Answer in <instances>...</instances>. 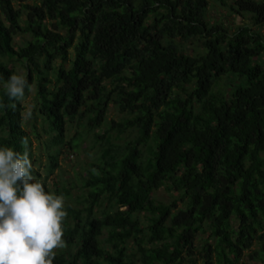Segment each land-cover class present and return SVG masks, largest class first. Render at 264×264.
Masks as SVG:
<instances>
[{"label":"trees","instance_id":"16d2710c","mask_svg":"<svg viewBox=\"0 0 264 264\" xmlns=\"http://www.w3.org/2000/svg\"><path fill=\"white\" fill-rule=\"evenodd\" d=\"M27 1L0 0V76L30 85L21 101L0 86V146L26 147L32 162L22 117L32 88L50 136L46 177L34 170L46 192L81 140L67 142L66 125L82 121L101 142L82 208L65 206L53 264H264V0H235L249 19L231 32L207 23V0ZM17 35L30 39L16 50ZM192 38L203 55L175 44ZM224 77L240 83L215 92ZM110 104L124 118L107 121ZM161 189L181 206L157 203Z\"/></svg>","mask_w":264,"mask_h":264},{"label":"clouds","instance_id":"9594fccd","mask_svg":"<svg viewBox=\"0 0 264 264\" xmlns=\"http://www.w3.org/2000/svg\"><path fill=\"white\" fill-rule=\"evenodd\" d=\"M0 86L10 101L23 100L30 87L25 74H12L7 80L0 76ZM0 107L6 105L0 102ZM31 115L29 106L24 118ZM66 216L64 197L45 191L27 148L18 152L0 146V264H53L54 250L65 247Z\"/></svg>","mask_w":264,"mask_h":264},{"label":"rangeland","instance_id":"374dc122","mask_svg":"<svg viewBox=\"0 0 264 264\" xmlns=\"http://www.w3.org/2000/svg\"><path fill=\"white\" fill-rule=\"evenodd\" d=\"M37 2H39V0H29L26 2V4L33 5ZM207 2L208 7L205 11V19L210 26L215 23L222 24L225 29L231 32L234 31L237 27L244 25L246 22H248V16H246L245 19L240 20L239 17L231 11L235 0H207ZM13 4L15 7H17L16 2H14ZM29 39V36L17 35L13 41L14 48L16 50L19 49ZM175 44L178 46L179 50L185 55L199 57L205 53L204 42L196 38H192L187 41L175 40ZM260 62L262 65H264V55L261 58ZM58 65L59 62L55 63V67H57ZM69 67L70 65L67 63L65 65V68L69 69ZM238 83H240V81L237 80L236 77H224L221 81L217 83L215 92H229ZM125 84L126 83L123 82L121 84V87H125ZM108 85L109 90L112 91L114 86H111L110 83H108ZM34 96V88H32L28 98L22 102V105L25 109L22 114V117L24 119L25 130L29 134H32V166L34 170L37 171L44 179L47 174V168L50 164L47 155L50 136L48 135L47 123L43 121V119L38 115L36 111V102ZM29 106H32V112L34 111V115L32 114L29 119H25L24 114ZM122 118H124V116L118 111V108L115 105L110 104L106 120L119 121ZM65 131V137L67 142L71 143L72 139L76 135H79L78 137H80L81 140L75 150L70 151L67 148H65V150L63 149L64 152L59 157V169L55 170L54 174L48 177L46 183L50 193H54L55 195H62L64 197L65 206L71 207L73 209H81L83 196L85 194V191L82 187L83 178L86 176L89 165L94 161V158L97 156V154H99L101 142H98L97 144L93 143V133H98V131L87 135L83 131L82 121L79 122L78 125H66ZM33 133H35L36 136L33 135ZM134 135L135 133L131 132L124 135L122 142L133 138ZM54 152H57V150H51V153ZM65 190L69 191L68 197H66L64 194ZM153 198L157 203L166 206L175 207V205H177L178 208L181 206V203L177 199V195L173 194L171 191H167L166 189H161L157 191L153 195ZM148 217V215L145 216L144 214L139 215L138 217L141 225H143L144 227H146L148 224ZM105 235L106 233H104L102 239L106 237ZM201 238L206 239L207 237L204 236ZM128 245L129 247L131 246V244ZM200 245L201 240L200 236H198L197 240L195 241V246L197 247L198 251L200 250ZM62 250H64V248L55 249V251Z\"/></svg>","mask_w":264,"mask_h":264}]
</instances>
